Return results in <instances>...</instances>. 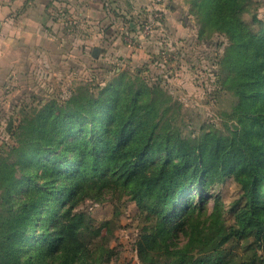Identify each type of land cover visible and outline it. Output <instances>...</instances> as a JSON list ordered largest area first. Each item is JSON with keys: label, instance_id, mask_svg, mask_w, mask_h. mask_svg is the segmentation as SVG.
Here are the masks:
<instances>
[{"label": "trees", "instance_id": "1", "mask_svg": "<svg viewBox=\"0 0 264 264\" xmlns=\"http://www.w3.org/2000/svg\"><path fill=\"white\" fill-rule=\"evenodd\" d=\"M247 1L200 4L206 24L231 41L227 83L238 97L233 127L186 136L176 122L179 103L159 85L125 73L97 91L82 88L63 105L45 106L22 126L28 134L3 185L0 264L109 262L112 249L77 206L85 192L99 198L111 187L148 211L150 225L137 242L142 264H188L173 238L189 225V238L202 251L189 264H264V29L255 33L243 21ZM229 176L239 198L228 210L217 200L201 221L204 192ZM177 214L184 215L173 224ZM31 246H39L37 259L23 256Z\"/></svg>", "mask_w": 264, "mask_h": 264}, {"label": "rangeland", "instance_id": "2", "mask_svg": "<svg viewBox=\"0 0 264 264\" xmlns=\"http://www.w3.org/2000/svg\"><path fill=\"white\" fill-rule=\"evenodd\" d=\"M201 3L56 0L44 15L30 9V21L38 24L26 26L31 34L20 40L25 45L12 49L19 68L14 63L9 71L0 70V216L5 202L3 185L10 181L7 164L18 161L20 153L16 150L28 134L22 126L34 123L45 106L63 105L82 88L97 91L96 87L125 73L159 85L179 103L176 122L186 136L236 125L232 113L238 97L227 83L231 41L206 24ZM204 12L209 15L211 10L204 7ZM242 18L252 31L260 33L264 29V0H248ZM40 181L44 183L45 179ZM200 186L192 196V204L197 206ZM82 195L77 210L90 214L101 231L102 242L113 251L111 260L104 264H142L137 242L150 225L148 211L127 193L112 187L103 190L99 198L86 192ZM204 196L207 199L201 221L212 212L217 200L228 210L239 198L240 189L229 176L215 188H207ZM19 198L15 194L14 201ZM183 215L173 216L172 223ZM226 217L232 223L229 214ZM43 227L46 229V223ZM189 229L190 225L176 231L173 238L181 252L177 256H185L188 264L202 252L189 238ZM38 250L39 246H31L23 256L37 259ZM59 261L50 258L53 264Z\"/></svg>", "mask_w": 264, "mask_h": 264}, {"label": "crops", "instance_id": "3", "mask_svg": "<svg viewBox=\"0 0 264 264\" xmlns=\"http://www.w3.org/2000/svg\"><path fill=\"white\" fill-rule=\"evenodd\" d=\"M55 1L0 0V70L2 68L8 70L9 66H14V63L17 64L16 69L18 70L19 68V60L13 59L14 54L12 53V49L14 46L20 47L25 45L21 44V41L23 42V39L28 37V34H31V31L26 30L25 27L37 23L32 22V18L28 17L31 14L30 9L37 10V12L33 13L44 15V11L50 10L51 4L55 3ZM37 19H40V16Z\"/></svg>", "mask_w": 264, "mask_h": 264}]
</instances>
